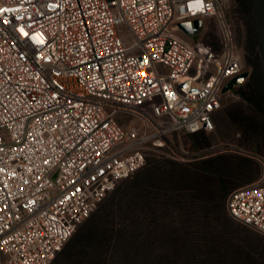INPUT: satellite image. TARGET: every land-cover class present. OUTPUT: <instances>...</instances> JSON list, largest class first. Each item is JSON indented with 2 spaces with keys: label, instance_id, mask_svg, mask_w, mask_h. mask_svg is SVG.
Segmentation results:
<instances>
[{
  "label": "built area",
  "instance_id": "built-area-1",
  "mask_svg": "<svg viewBox=\"0 0 264 264\" xmlns=\"http://www.w3.org/2000/svg\"><path fill=\"white\" fill-rule=\"evenodd\" d=\"M225 1L0 0V264H50L152 150L213 129L245 71ZM209 17L218 52L179 27ZM224 206L264 235V175Z\"/></svg>",
  "mask_w": 264,
  "mask_h": 264
},
{
  "label": "rangeland",
  "instance_id": "rangeland-1",
  "mask_svg": "<svg viewBox=\"0 0 264 264\" xmlns=\"http://www.w3.org/2000/svg\"><path fill=\"white\" fill-rule=\"evenodd\" d=\"M223 9L243 69L251 70L240 7L226 0ZM189 38L218 52V21L204 19ZM213 124L210 131L173 134L171 150H152L50 264H264V235L231 219L224 206L232 189L264 175V95L247 81L230 87ZM91 218L100 238L78 253L71 244Z\"/></svg>",
  "mask_w": 264,
  "mask_h": 264
},
{
  "label": "trees",
  "instance_id": "trees-1",
  "mask_svg": "<svg viewBox=\"0 0 264 264\" xmlns=\"http://www.w3.org/2000/svg\"><path fill=\"white\" fill-rule=\"evenodd\" d=\"M236 1L240 7L241 17L243 18L245 31L244 48L248 55L247 62L251 67V70H246L247 76L242 83L247 81L251 90H255L257 93L259 92V96H262L264 95V0ZM258 101L259 100H257V102ZM93 220L94 218L89 219V221L83 225V228H81V232L79 231L75 239H73L71 247L77 245L78 247L76 246V248L78 253L83 254L84 250L86 251L93 242H96L100 238V231L97 233V229H95L97 226L94 227ZM83 243V248L78 249Z\"/></svg>",
  "mask_w": 264,
  "mask_h": 264
},
{
  "label": "water",
  "instance_id": "water-1",
  "mask_svg": "<svg viewBox=\"0 0 264 264\" xmlns=\"http://www.w3.org/2000/svg\"><path fill=\"white\" fill-rule=\"evenodd\" d=\"M201 24H202V22H201L200 19H195L192 23L191 22H188V21L187 22L179 23V27L186 34H188L190 36H193V34L200 28ZM246 76H247V72L244 71V72L240 73L239 75L233 77L230 80V84H232V85H239L246 78ZM227 87L228 86H226L224 88V90L227 89Z\"/></svg>",
  "mask_w": 264,
  "mask_h": 264
},
{
  "label": "crops",
  "instance_id": "crops-1",
  "mask_svg": "<svg viewBox=\"0 0 264 264\" xmlns=\"http://www.w3.org/2000/svg\"><path fill=\"white\" fill-rule=\"evenodd\" d=\"M250 182H253V180L252 181H249V182H246V183H250Z\"/></svg>",
  "mask_w": 264,
  "mask_h": 264
}]
</instances>
